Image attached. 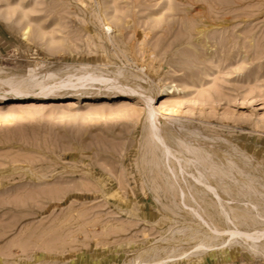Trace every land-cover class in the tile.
I'll list each match as a JSON object with an SVG mask.
<instances>
[{
  "label": "rangeland",
  "instance_id": "374dc122",
  "mask_svg": "<svg viewBox=\"0 0 264 264\" xmlns=\"http://www.w3.org/2000/svg\"><path fill=\"white\" fill-rule=\"evenodd\" d=\"M114 62L0 100V264H264V0H0L1 73Z\"/></svg>",
  "mask_w": 264,
  "mask_h": 264
},
{
  "label": "bare ground",
  "instance_id": "6f19581e",
  "mask_svg": "<svg viewBox=\"0 0 264 264\" xmlns=\"http://www.w3.org/2000/svg\"><path fill=\"white\" fill-rule=\"evenodd\" d=\"M206 17V16H205ZM204 21V20H203ZM128 22V21H126ZM125 22V23H126ZM208 22V21H206ZM220 23V22H219ZM210 26V25H209ZM124 28V27H123ZM122 28V29H123ZM109 29V27H108ZM120 29L119 30V34L117 35L119 38L123 37V30ZM197 29V28H196ZM199 31H197L198 33ZM200 35L203 33L202 31L199 32ZM29 34L28 30H25L24 28V32H23V39L27 38V35ZM113 34V33H111ZM116 34V33H115ZM204 34V33H203ZM110 35V34H109ZM206 35V34H204ZM115 36V38L117 37L116 35H112ZM196 36V35H195ZM107 37V36H106ZM111 37V36H110ZM117 37V38H118ZM204 37V36H203ZM109 38V37H108ZM205 38V37H204ZM113 40V39H112ZM116 40V39H115ZM118 40V39H117ZM120 40V39H119ZM205 40V39H204ZM200 42V41H197ZM101 44V42H100ZM99 44V45H100ZM186 44V43H185ZM188 44V42H187ZM190 44V43H189ZM98 45V44H97ZM98 45V46H99ZM118 45V44H117ZM116 45V46H117ZM105 46V45H104ZM115 46V47H116ZM191 46V45H190ZM122 48V47H121ZM119 49V47H118ZM125 49V48H124ZM120 50V49H119ZM117 51V50H116ZM151 52V51H150ZM99 53V52H98ZM114 53V52H113ZM121 53V52H120ZM137 53V52H136ZM71 54V53H70ZM148 54V53H147ZM146 54V55H147ZM77 55V54H76ZM116 55V53H115ZM148 56V55H147ZM150 56V54H149ZM156 56V55H155ZM157 57H159V55H157ZM157 57L155 59H157ZM87 58V56H86ZM150 58V57H149ZM105 60V59H104ZM150 60V59H149ZM115 61V60H114ZM158 61V60H157ZM76 62V60H75ZM94 62V60H93ZM161 62V61H160ZM95 63V62H94ZM101 63V60H100ZM158 63V62H157ZM87 64V63H86ZM96 64V63H95ZM84 65V64H83ZM82 65V66H83ZM108 65V64H107ZM113 65V64H112ZM111 65V67H107L109 68L108 70H95V69H91L90 71H87L83 74H80L78 76L76 75H70L68 77V79L66 81L64 80H59L56 81V75L50 73V71L48 72L47 70L43 71V72H38L37 71V66L33 68V74H28V72L26 74H28L27 76H23L22 74L19 73H11L8 72L9 70H7V72L5 71L4 73L0 72V100H11L12 98H19V97H30L33 99H41V98H45L46 96H56L55 93H52L53 91L51 90V87L54 86V84H57L59 87L65 86V85H76L78 86V84H80L81 86H85L86 84H88L89 82H99L101 84L102 87L104 88H112V92L113 94H116L117 92H125V93H129V92H134L135 89L139 86L138 83H133V84H125L126 79H130V78H136V75H133L131 72L127 71V70H119L118 67H116L115 62H114V67ZM87 66V65H86ZM150 66V65H149ZM90 67V66H89ZM88 67V68H89ZM32 68V67H31ZM84 68V67H83ZM87 68V69H88ZM85 69V68H84ZM3 70V69H2ZM89 70V69H88ZM31 71V70H30ZM102 71L103 73H106V76H103V74L100 72ZM105 71V72H104ZM25 72V71H24ZM60 72V71H59ZM81 72V71H80ZM67 73V72H65ZM70 73V72H69ZM21 80L19 81V83H14V81L16 79H19L20 77ZM63 79V78H62ZM142 78H140L141 80ZM57 82V83H56ZM14 83V84H13ZM145 86L147 87V83H145ZM139 88V87H138ZM137 88V89H138ZM141 88V85H140ZM48 89V90H47ZM53 89V88H52ZM103 89V88H102ZM165 89V88H164ZM170 90V88H168ZM99 90V89H98ZM100 91L101 88H100ZM164 91V90H163ZM168 91V90H167ZM170 92V91H169ZM124 93V94H125ZM112 94V93H111ZM109 95V94H108ZM119 95V94H118ZM137 95V94H136ZM110 96V95H109ZM58 97V96H57ZM61 98V97H59ZM152 98L150 96H148V101H151ZM168 134L169 136H173V132L171 130H168ZM170 139V138H169ZM171 140V139H170ZM162 146L165 148L166 145L164 144V142H161ZM181 156V155H180ZM177 158V157H176ZM185 159V158H183ZM178 160V159H177ZM181 169V167H179V170ZM182 170V169H181ZM180 170V172H181ZM183 171V170H182ZM196 174V171L194 172ZM194 173H189L192 175H194ZM181 175H179L180 177ZM195 178V179H194ZM192 179L199 181V179L197 178V174L195 175V177ZM179 179V178H178ZM182 178H180L181 180ZM178 180V181H180ZM213 183V182H212ZM215 183V182H214ZM217 184V183H216ZM215 184V186L217 187V185ZM202 186H204L205 188H212V184L209 183V185L206 184H202ZM214 186V187H215ZM194 187V186H193ZM203 187H199V189L201 190ZM180 189L182 190V188L180 187ZM193 189H196L193 188ZM208 190V189H207ZM203 191V189H202ZM205 192V190H204ZM196 193V192H195ZM218 193V192H217ZM214 195V193H213ZM216 195V194H215ZM214 195V196H215ZM219 196V195H218ZM216 196V197H218ZM220 197V196H219ZM182 198V197H180ZM207 202V201H206ZM208 203V202H207ZM210 205V202L208 203ZM206 205V203H205ZM211 206V205H210ZM210 206H208V209L210 208ZM210 211V210H209ZM231 218V217H230ZM218 224V223H217ZM227 231V230H226ZM228 232H230L228 230ZM239 232L236 231H231L230 234L231 236L234 234H238ZM213 237V235L211 236ZM254 237V235H253ZM257 237V236H256ZM259 237V236H258ZM189 238H187L188 240ZM23 246V245H22ZM162 261V260H161ZM152 262V261H151ZM144 264V263H143Z\"/></svg>",
  "mask_w": 264,
  "mask_h": 264
}]
</instances>
